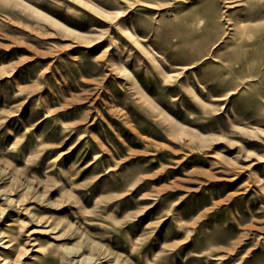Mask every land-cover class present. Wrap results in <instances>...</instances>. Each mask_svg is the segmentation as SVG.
Returning a JSON list of instances; mask_svg holds the SVG:
<instances>
[{
	"label": "rangeland",
	"instance_id": "obj_1",
	"mask_svg": "<svg viewBox=\"0 0 264 264\" xmlns=\"http://www.w3.org/2000/svg\"><path fill=\"white\" fill-rule=\"evenodd\" d=\"M0 264H264V0H0Z\"/></svg>",
	"mask_w": 264,
	"mask_h": 264
},
{
	"label": "bare ground",
	"instance_id": "obj_2",
	"mask_svg": "<svg viewBox=\"0 0 264 264\" xmlns=\"http://www.w3.org/2000/svg\"><path fill=\"white\" fill-rule=\"evenodd\" d=\"M250 40H252V39H250ZM246 55V54H245Z\"/></svg>",
	"mask_w": 264,
	"mask_h": 264
}]
</instances>
